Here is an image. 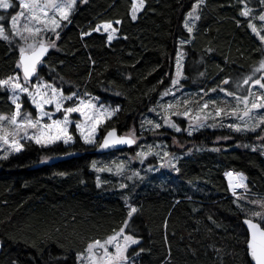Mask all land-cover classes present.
Returning a JSON list of instances; mask_svg holds the SVG:
<instances>
[{
	"label": "trees",
	"instance_id": "obj_1",
	"mask_svg": "<svg viewBox=\"0 0 264 264\" xmlns=\"http://www.w3.org/2000/svg\"><path fill=\"white\" fill-rule=\"evenodd\" d=\"M132 3L82 2L71 23L59 30L39 75L66 95L77 92L118 106L101 135L111 128L129 135L134 131L136 144L98 154V145L85 144L72 125L71 145L26 141L23 150L0 159V264H78L77 253L89 242L106 239L123 226L127 200L138 209L127 229L140 239L129 249L134 264H252L245 213L237 204L250 214L260 210L250 201L264 200L263 150L253 147L255 133H238L222 123L189 135L187 119L174 116L181 122L177 132L164 125L161 105L183 108L191 105L184 100L195 103L199 97L198 103L214 100L223 107L235 103L234 98L213 88L238 95L253 89L251 83L237 88V81L264 59V45L248 27L252 17L258 22L264 5L244 0L252 13L243 17L241 0H204L190 34L184 21L195 0H145L135 21ZM14 5L0 14L11 17L20 10L18 1ZM117 20L118 37L111 42L106 33L93 31L100 23ZM84 32L91 35L82 36ZM181 40L188 42L180 46ZM178 49L185 58L182 78L173 86ZM18 58L17 42L0 39V79L19 71ZM165 90L174 95H162ZM9 95L0 91V114L14 110ZM24 105L35 114L26 96ZM154 116L162 122L159 129L147 123ZM146 150V158L137 155ZM164 152L175 158L178 172L168 166L171 157ZM68 154L74 155L48 162ZM120 158L126 166L122 172L116 167ZM229 170L247 177L250 191L237 194L246 199L233 196L226 179Z\"/></svg>",
	"mask_w": 264,
	"mask_h": 264
},
{
	"label": "snow or ice",
	"instance_id": "obj_2",
	"mask_svg": "<svg viewBox=\"0 0 264 264\" xmlns=\"http://www.w3.org/2000/svg\"><path fill=\"white\" fill-rule=\"evenodd\" d=\"M77 2L78 0H18L20 11L11 15L10 29L5 27V23H7L6 15L0 14V22H5L0 23V39L9 44L14 40L17 41L19 58L16 67L20 70L14 75L0 79V91L10 93L8 99L14 106V110L10 115L0 114V145L7 146L4 155L0 159H7L10 152H20L24 147L21 143L22 139L34 141L41 146L52 145L58 141H62L66 145L73 143L74 136L69 131L70 126L73 124L85 144H95L99 126L111 119L120 110L119 107L109 108L96 103L97 98L84 99L77 92L66 95L62 88L45 81L39 75L38 68L43 65L44 57L48 54L50 48L56 47L55 42L47 38V33L52 32L59 39L57 30L63 26V22L71 23L70 17L77 6ZM82 2L87 3L88 0H82ZM241 2L244 3V0H241ZM203 3L204 0H195L191 11L187 13L184 27L190 34L195 27L194 21L200 19L198 10ZM259 3L264 5V0H259ZM144 6L145 0H133L131 7V19L133 21L137 19L138 11L143 9ZM14 7L16 5L13 4V0H0V10H4L5 13L10 9H14ZM251 13L252 9L244 3L240 15L250 17ZM253 19H256V17L249 20L248 27L264 45V12H261L258 16V20L262 24L261 28H257V25L252 22ZM113 23L120 24L121 21H105L103 24H98L93 31L100 32L102 29L105 33H108L107 40L111 42L118 31L113 27ZM88 35H91V33H82V36ZM187 42L181 40L180 43L183 45ZM182 58L183 53L178 52L176 58L177 79L172 80L173 86L179 84V77L182 75ZM256 73H264V59L259 61V66L253 69L251 75L244 77L242 81H237V88L240 87L241 83L244 85L251 83L253 87L259 86V92H254L250 87L245 95H237L236 92L220 88V91L224 92L226 96L234 98L236 101L235 106L220 107L216 101L212 100L201 104L199 113H206L209 104H212L215 117L228 116L241 122L229 123L227 125L229 129L238 133L255 132L257 129L264 131V128H262L264 126V74L257 77ZM34 80L35 82H33ZM222 83L227 85L229 80L225 79ZM212 91H216V89H212ZM169 94L174 95V93H170V90H165L162 95L167 96ZM23 96H26L34 107L35 117L31 111L24 109ZM182 103L189 105L191 102L184 100ZM161 107L165 110V116L162 118L164 125L175 129L177 132L181 131L179 125L171 119V115L188 117L191 110L185 107L183 111H180L178 104L171 103L161 105ZM151 110L155 111L156 109ZM56 113H62V118H56ZM73 113H78L81 119L73 120ZM208 115L210 114H205L202 118L200 114H197L194 117L196 120L195 127H204V120L208 119ZM147 123L153 125L155 129L162 127L160 123L151 120ZM189 135H191V131H189ZM134 136V131L129 136H118L116 130L112 129L107 132L99 147L109 148L118 144L132 145L136 143ZM260 138L264 139V137ZM149 154L150 150L149 152L141 151L137 155L146 157ZM163 155L164 157H171L168 159L167 164L178 172L179 169L173 163L175 158L172 157V154L164 152ZM93 166L95 167V165ZM116 167L118 172L123 171L122 162ZM103 170L99 169V171ZM108 171H111V169H108ZM226 175L229 178V187L233 196H236L237 200L246 199L244 194L237 195L236 190L244 189V193L250 191L246 183L247 177L242 172H227ZM97 179L99 186V178ZM121 187L124 188L127 185L122 184ZM250 203L256 205L260 210L251 211L249 214L243 205L237 204L240 211L245 213L243 224L246 225L247 232L245 238L246 251L252 264H264V200L250 201ZM128 207L130 209L127 213L128 218L118 231H115L113 235L108 236L103 241L100 239L92 240L87 244L84 251L77 253V260L80 261V264H134L129 249L133 245H139L140 239L133 234L126 233L125 230L128 229L129 222L138 209L132 205H128ZM143 251L144 249L141 248L140 252ZM139 254V252L135 253L136 256H139Z\"/></svg>",
	"mask_w": 264,
	"mask_h": 264
},
{
	"label": "rangeland",
	"instance_id": "obj_3",
	"mask_svg": "<svg viewBox=\"0 0 264 264\" xmlns=\"http://www.w3.org/2000/svg\"><path fill=\"white\" fill-rule=\"evenodd\" d=\"M16 1H18V0H13V4H15L16 3ZM82 3V0H78V2H77V6H76V8L80 5ZM201 6H202V4H201ZM201 6H200V8H201ZM75 8V9H76ZM200 8H199V10H198V14H199V12H200ZM75 9H74V11H75ZM4 11V10H3ZM9 11V10H8ZM20 11V10H19ZM73 11V12H74ZM141 11V10H140ZM191 11V10H190ZM261 12H264V7L262 6V9H261ZM260 12V13H261ZM138 14H139V11H138V13H137V16H138ZM5 15V14H4ZM199 16H200V14H199ZM6 17H7V20H8V23H5V22H0V23H5V27L6 28H8V29H10V27H11V24H10V18L11 17H8V15H6ZM186 17H187V14H186V16H185V19H186ZM257 19H258V16H257ZM258 22L257 23H255V20L253 19L252 20V22L253 23H255L256 25H257V28L259 29V28H261L262 27V24H261V22L259 21V20H257ZM66 22V21H65ZM65 22H63V26H64V24H65ZM195 22H196V20L194 21V24H195ZM104 23V22H103ZM103 23H100V24H103ZM62 26V27H63ZM61 27V28H62ZM113 27H115L118 31L115 33V35H114V39L115 38H117L118 37V32H119V29H118V27L116 26V24L115 23H113ZM60 28V29H61ZM60 29H58L57 31L59 32V30ZM101 31L102 32H104L102 29H101ZM105 33V32H104ZM107 35H108V33H106ZM47 38H50V40L51 41H54L55 43H56V41H57V38H56V36H55V34H53L52 32H48L47 33ZM113 39V40H114ZM14 41H16V40H14ZM17 42V41H16ZM180 46H181V44H180ZM178 52H181V53H183V58H182V60H181V65H182V67H181V73H182V69H183V62H184V58H185V55H184V52H183V50H181V49H178ZM177 52V53H178ZM176 58H177V54H176ZM258 66H259V64H258ZM176 70H177V67H176V59H175V64H174V74H173V79H177V76H176ZM20 71V70H19ZM18 71V72H19ZM16 74V73H15ZM261 74H264V73H256V76H259V75H261ZM21 75H22V73H21ZM182 78V75L179 77V81H180V79ZM44 79V78H43ZM45 80V79H44ZM45 81H47V80H45ZM33 82H35V80L33 81ZM48 82V81H47ZM49 83H51V82H49ZM213 89H218V90H220V87H218V88H213ZM254 92H259L260 91V89H259V86H255V87H253V89H252ZM213 92V91H212ZM204 94H202V96H203ZM238 95V94H237ZM81 96V95H80ZM82 98H84V99H91V98H97V97H93V96H88V97H85V96H81ZM22 99L24 100V96L22 97ZM96 103H98V104H103L104 106H106V107H109V108H116V107H118V106H116V105H113V104H110V103H104V102H102V100L101 99H99V98H97V100L95 101ZM199 102V97H198V99L196 100V102L195 103H190L191 105L190 106H185V107H187V108H189L191 111H190V115L188 116V117H184V116H177L178 118H180V117H184L185 119H187V126H188V128H187V132L189 133V131H191V135H193V134H195V133H197V132H200V131H203V130H212L215 126H219V125H221L222 123H225L226 125H228L229 123H233V122H235V123H241L240 121H238V120H234L233 118H230V117H228V116H224V117H215V115H214V110L212 109V108H208L207 110H206V113H199V106L201 105V104H203V103H205V102H207V101H205V102H200V103H198ZM29 103H30V101H29ZM69 103H71V102H69ZM31 104V103H30ZM235 104H236V101H235V103H233V104H231V105H225V106H223L224 108H229L230 106H235ZM218 105H220V104H218ZM25 106V105H24ZM67 106V105H66ZM31 107H33L32 105H31ZM185 107H183V108H179V110L180 111H183L184 109H185ZM241 107H242V105H241ZM30 110H34L35 111V109H34V107L33 108H29ZM28 111V110H27ZM170 114V113H169ZM197 114H200L201 115V117L203 118V116L205 115V114H210V115H208V119L207 120H204V127H200V128H196L195 127V125H196V120L194 119V117L197 115ZM35 115H36V112H35V114H33V116L35 117ZM174 116H176V115H171V119L173 120V121H175L178 125H179V127L181 128V122L180 121H176L175 120V118H174ZM159 117H162V113H160L159 114ZM56 118H62V113H56ZM72 119L73 120H77V119H81L80 118V116H79V114L78 113H73L72 114ZM158 119V120H157ZM108 121V120H107ZM106 121V122H107ZM151 121H154V122H156V123H160L161 125H162V122L160 121V119L159 118H155V116L154 117H151ZM45 122H48V121H45ZM105 122V123H106ZM104 123V124H105ZM5 124H7V122H5ZM104 124H102V125H100L99 126V128H98V132H97V136H96V143L95 144H88V145H93V146H95V145H98L100 142H101V139H102V135H101V132H100V129H101V127L104 125ZM190 124L192 125V127L190 128ZM74 125V124H73ZM212 125H215V126H212ZM147 127H149V126H147ZM154 127V126H153ZM150 128V127H149ZM171 128V127H170ZM262 128H264V126H262ZM70 129H71V126H70ZM70 129H69V131H70ZM172 130H174L175 131V129H173V128H171ZM71 132V131H70ZM255 137H256V141H255V143L253 144V147H260V148H262V150H263V158H264V139H261L260 137H264V131H262L261 129H257L255 132ZM75 140V139H74ZM26 141H28V140H21V143L24 145V143L26 142ZM59 142H62V141H58L57 143H59ZM63 143V142H62ZM74 143V142H73ZM73 143H70V144H67V146L68 145H71V144H73ZM56 144V143H55ZM53 145V144H52ZM66 145V144H65ZM7 148V146L6 145H0V157H2L3 155H4V151H5V149ZM24 148V147H23ZM23 150V149H22ZM146 152H148V150H146ZM13 153H18V152H10V154L9 155H11V154H13ZM8 155V156H9ZM147 157V156H146ZM146 157H143V158H146ZM121 159V162H122V158H120ZM127 160H129V158H127ZM134 160L136 161V158L134 157ZM120 162V163H121ZM131 161H129V162H127V163H130ZM126 166L125 165H123V171H124V168H125ZM240 190V189H239ZM127 204L128 205H132V206H134L132 203H130L128 200H127ZM130 210V209H129ZM128 218V217H127ZM126 218V219H127ZM120 229V228H119ZM118 229V230H119ZM118 230H116V231H118ZM126 231V233H129L128 232V230L126 229L125 230ZM114 234V232L111 234V235H113ZM129 234H131V233H129ZM138 238V237H137ZM107 239V238H106ZM101 241H103V240H105V239H100ZM111 250V249H110ZM78 264H80V261H78Z\"/></svg>",
	"mask_w": 264,
	"mask_h": 264
},
{
	"label": "water",
	"instance_id": "obj_4",
	"mask_svg": "<svg viewBox=\"0 0 264 264\" xmlns=\"http://www.w3.org/2000/svg\"><path fill=\"white\" fill-rule=\"evenodd\" d=\"M52 48L49 49V52L48 54L50 53ZM48 54L44 57V60L47 58ZM38 72H39V68H38ZM112 129H115L116 130V134L118 136H129V135H126V134H122L120 133L116 128H111L109 129L108 131H111ZM107 131V132H108ZM107 132L104 134L101 142L98 144V146L95 148V152L98 153V154H106V153H110V152H114V151H119V150H123V149H126V148H131L133 147L135 144H132V145H127V144H118V145H115V146H112V147H109V148H100L99 145L103 142V139L104 137L107 135ZM135 138V137H134ZM136 139V138H135ZM137 142V140H136ZM74 154H68V155H61V156H57L53 159H51L50 163H53V162H56V161H59V160H62V159H66L70 156H73ZM246 227V225H244ZM3 250V243L2 241L0 240V258H1V252ZM250 258V257H249ZM251 261V260H250Z\"/></svg>",
	"mask_w": 264,
	"mask_h": 264
},
{
	"label": "bare ground",
	"instance_id": "obj_5",
	"mask_svg": "<svg viewBox=\"0 0 264 264\" xmlns=\"http://www.w3.org/2000/svg\"><path fill=\"white\" fill-rule=\"evenodd\" d=\"M230 171V170H229ZM240 195V194H239Z\"/></svg>",
	"mask_w": 264,
	"mask_h": 264
}]
</instances>
